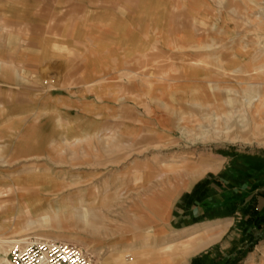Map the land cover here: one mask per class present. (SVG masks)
I'll use <instances>...</instances> for the list:
<instances>
[{"label":"rangeland","instance_id":"rangeland-1","mask_svg":"<svg viewBox=\"0 0 264 264\" xmlns=\"http://www.w3.org/2000/svg\"><path fill=\"white\" fill-rule=\"evenodd\" d=\"M175 2L178 19L184 2ZM211 2L219 19L234 28L233 47L238 46L246 63L234 61L232 70L225 66L222 79L209 74L213 82L202 89L196 88L199 84L186 89L183 111L181 100L172 99L181 97L183 66L189 60L182 53L185 50L175 57L154 54L140 61L136 72L144 78L142 92L151 94L158 88L163 100L147 96L146 101L116 105L128 104L138 114L157 120L159 127L155 128L165 133L108 131L103 135L107 148L71 171L76 177L86 174L85 179L75 186L60 183L64 191L59 196L100 187L98 212L80 213L94 215L96 224L82 223L79 214L48 213L45 210L50 202H56V195L42 190L40 184L34 188L35 183L30 182L32 188L21 197L14 181L7 180L14 174L31 177L35 170L59 168L66 172L72 166L38 167L34 161L0 164V264H9L8 253L23 243L19 241L28 239L56 240L89 249L96 264L109 258L110 264H127L131 257L124 258L132 251L151 253L149 262L137 264H155L157 259H162L157 264H264V69H257L264 59V0ZM205 38L192 48L215 46ZM226 44L219 42L215 47L225 56H235L237 53L223 50ZM172 81L177 83L170 84ZM248 87L254 88L251 93ZM76 157H80L77 151ZM185 178L188 181L183 185L186 189L190 184L188 189L176 192ZM166 193L171 196L170 214L163 224L161 203ZM85 198L92 200L89 194ZM79 200H83L81 196ZM23 201H27L26 208ZM152 220L159 222L153 224ZM212 224L218 225L216 234L203 228L189 237L179 236L190 227ZM192 235L198 236L190 245L193 252L179 258ZM16 241L19 243L12 244ZM133 244L135 248L130 249ZM116 253L123 255L121 260L113 259Z\"/></svg>","mask_w":264,"mask_h":264},{"label":"crops","instance_id":"crops-1","mask_svg":"<svg viewBox=\"0 0 264 264\" xmlns=\"http://www.w3.org/2000/svg\"><path fill=\"white\" fill-rule=\"evenodd\" d=\"M211 1L183 0L182 17L177 19L175 0H0V164L24 165L34 161L33 165L38 167H73L66 172L53 168L35 170L31 177L28 173L7 177L14 181L21 197L32 188L28 183H35L36 189L40 184L42 190L58 197L56 202H50L46 212L71 217L79 214L82 223L96 224L94 215L80 213L98 212L100 187H84L59 196L64 191L60 183L72 182L75 186L85 179L86 174L79 173L76 177V172L71 171L107 148L103 135L108 131L115 129L129 135L165 133L157 129V120L138 114L128 104L116 105L123 101H146L147 96L155 101L163 100L158 88L155 93L142 92L144 78L136 72L140 61L154 54L175 57L179 56L178 51L185 50L182 53L189 60L183 66L181 97L172 99L181 100L183 111L186 89L198 84L196 88L202 89L214 79H222L225 66L226 70H232L234 61L246 63L238 46L233 47L234 28L219 19ZM202 38L208 43L214 41L215 46L226 41L223 50L237 54H232V58L225 56L215 46L193 49ZM261 63L257 69L263 70L264 59ZM252 89L248 87L247 92L251 93ZM76 151L80 157H76ZM186 181L185 178L176 192L188 189L190 184L186 189L183 185ZM87 194L92 200L85 198ZM80 196L83 200H79ZM170 197L166 193L161 203L163 224L169 219ZM26 202L23 201L25 208ZM217 226H193L181 231L179 236L189 237L203 228L216 234ZM197 237L191 236L179 258L193 252L191 244L198 241ZM86 251L93 256L89 249ZM121 257V253L113 255L115 261ZM129 257L127 264L145 263L152 258L149 252L136 251L124 260ZM107 260L104 264H110L111 258ZM156 261L160 263L162 259Z\"/></svg>","mask_w":264,"mask_h":264},{"label":"built area","instance_id":"built-area-1","mask_svg":"<svg viewBox=\"0 0 264 264\" xmlns=\"http://www.w3.org/2000/svg\"><path fill=\"white\" fill-rule=\"evenodd\" d=\"M10 264H96L86 250L72 244L28 239L7 255Z\"/></svg>","mask_w":264,"mask_h":264},{"label":"bare ground","instance_id":"bare-ground-1","mask_svg":"<svg viewBox=\"0 0 264 264\" xmlns=\"http://www.w3.org/2000/svg\"><path fill=\"white\" fill-rule=\"evenodd\" d=\"M189 249V248H188ZM10 264V263H9Z\"/></svg>","mask_w":264,"mask_h":264}]
</instances>
